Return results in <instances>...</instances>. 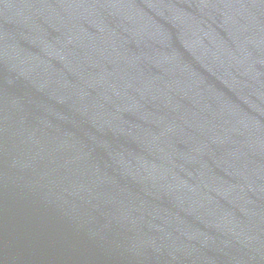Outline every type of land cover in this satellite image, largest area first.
<instances>
[{
	"label": "water",
	"instance_id": "obj_1",
	"mask_svg": "<svg viewBox=\"0 0 264 264\" xmlns=\"http://www.w3.org/2000/svg\"><path fill=\"white\" fill-rule=\"evenodd\" d=\"M0 264H264V0H0Z\"/></svg>",
	"mask_w": 264,
	"mask_h": 264
}]
</instances>
